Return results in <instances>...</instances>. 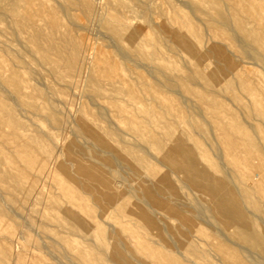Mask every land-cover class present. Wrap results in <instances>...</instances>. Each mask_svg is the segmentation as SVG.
<instances>
[{
	"label": "bare ground",
	"instance_id": "1",
	"mask_svg": "<svg viewBox=\"0 0 264 264\" xmlns=\"http://www.w3.org/2000/svg\"><path fill=\"white\" fill-rule=\"evenodd\" d=\"M138 1L145 8L152 4L162 14L166 10L167 0ZM55 2L67 23L47 0H0V20H5L13 40L22 47L15 49L4 41L0 46V56L6 59L0 61V215L10 221L13 213L22 216L23 201L27 202L34 188L25 175L40 176L53 155L54 135L43 131L30 115L51 122V128L63 122L53 105L57 99L50 96L53 88L49 90L35 79L38 71L33 66L69 85L81 70V51L92 49L95 59L86 77L90 100L73 121L72 138L78 144L63 141L51 172L46 174L50 187L43 199L49 209L41 213L38 232L50 239L48 244L51 241L48 253L78 249L82 264H189L192 261L182 257L179 246L191 255L195 246L178 232L179 245L172 243L164 220L154 216L159 210L165 218L173 213L163 199L170 196L179 209L184 204L193 208L190 216H179V211L173 215L182 218L194 234L210 238L197 222L206 210L228 234L257 249L264 259V232L254 228L253 219L260 218L264 208V77H241L237 66L240 55L254 58L264 73V17L256 14L264 0H180L181 6H169L171 23H156L157 28L149 24L150 17L143 24L135 23L140 13L122 1L107 0L96 11L92 0ZM71 6L87 16L94 11L110 46L105 42L90 47L83 40L85 34L71 33L69 25L78 18L70 12ZM172 53L183 61L182 69L170 59ZM173 93L181 99L177 101ZM157 96L167 100L160 106L144 100ZM105 104L116 113L115 127L99 122ZM254 119L257 123L251 121ZM30 127L36 131H29ZM215 128L220 135L215 134ZM122 135L130 136L132 142ZM149 149L159 157L157 162L166 161L174 168L166 172L150 164L145 158ZM110 156L116 167L119 161H127L137 177H146L136 188L139 196L122 187L118 168L105 163ZM249 168L256 176H250ZM179 171L183 178L176 183L171 173ZM70 205L76 213H71ZM122 215L147 235L156 230L155 245L143 240L153 261L142 253L121 256L110 245L103 225H109L105 220L112 218L114 232H122L126 229L119 219ZM73 237L92 242L91 261ZM218 248L232 253L221 245ZM37 260L29 264H47ZM233 263L243 264L240 258Z\"/></svg>",
	"mask_w": 264,
	"mask_h": 264
},
{
	"label": "rangeland",
	"instance_id": "2",
	"mask_svg": "<svg viewBox=\"0 0 264 264\" xmlns=\"http://www.w3.org/2000/svg\"><path fill=\"white\" fill-rule=\"evenodd\" d=\"M106 1L107 0H92V5L94 7V10L96 11V9H98L99 6L101 4H104ZM117 1H122L123 3H128V4L135 6L136 12L140 13L139 16L136 17V19L134 20V22L137 24H143L145 22V20L147 19V17H150L151 19H149V24L151 23V26L153 28H157L158 25L156 23H159V22L164 21V22H166L167 25L169 23H171V19L167 17V14H169L170 12L172 13V9L169 7L172 3H173L172 5L181 6L180 0H167V2H165L166 10L162 14L160 12V10L154 8V6L152 4L148 5L145 8L144 3L140 2L138 0H117ZM47 2L50 5H52V7L55 8V10L58 12L60 19L64 23L65 22L67 23V19L64 16V14L60 11V7L58 6V3L55 2V0H47ZM24 5L26 6V4H24ZM19 7L21 9H24L23 5H21ZM263 7L261 8V10L256 8V14H258L261 17H264V8ZM141 9H143V10H141ZM182 9L184 10V12H186V13L188 12L187 8H182ZM69 10H70V12L74 13V15L76 17H78L74 21V23H76V24L73 23V24L69 25L70 31L74 36L81 35V37H82L83 34H85L83 36V40H84L85 44H87L90 47H94L95 44H96V46H104V44H106V43L110 46V42L108 41V39L107 38L103 39L105 34L103 33L102 29L100 28V25H98V22L95 19V18H97V16L93 17L94 11H93V14L91 16H87L79 7L71 6ZM29 11L32 14L34 13V11L32 9H30ZM34 17L35 18L37 17L35 15V13H34ZM155 20H156V22H155ZM0 22H1L0 23V46H2L1 42L4 41L6 43H9V45H11V47H13L15 49H21L22 47H20V44L17 41L13 40V38L10 34V30L5 25V20H0ZM78 25H80V27H78ZM81 26H83V27H81ZM2 27H4L5 29L3 30ZM85 37L87 38L88 41L86 40ZM223 38H224L223 36L220 37V39H223ZM6 39L12 40V42L11 41L9 42ZM88 42H89V44H88ZM92 45H94V46H92ZM109 48L112 49L111 47H109ZM91 50L92 49H86V50L81 51V53H80L81 70L76 76H74V78H73L74 80H72L73 81L72 84H69V85H64L62 81H58V80L50 77L44 71L43 68L38 67V66H33L38 71L37 73H34L35 79H37V81L40 82L41 84L45 83L47 89L52 90V88H53L54 93L50 96H51V98L57 99L53 103V105H54V107L57 106L59 115L61 116L63 122L60 126H58L56 128H51L50 127L51 122L48 123V121L44 120L41 116L30 115L31 118L33 119V121H35L43 129V131H47L51 135H54L53 141H54L55 145L52 148V154L53 155H51L50 159H48V161L46 162L47 166L45 165L43 168L44 175H42L43 173H39V174H41L40 176H38V174H35L37 177L34 175V178L31 176L30 173H27L25 175L24 179L26 181H30V182L32 181L34 183V188L32 189L31 195L27 199V202L23 201L24 202L23 204H25L26 208L24 207L19 212L20 216L21 215L22 216L19 217V215H17V213H13L14 216L12 215L13 216L12 221H10V219H8L7 217L0 215V251L5 253V257H4L3 253L0 252V264H29L30 261L34 258H35V260H37L39 258L40 260L38 259L37 261L45 262L47 264H49V263H52V264H54V263L55 264H82L78 260V257H77L78 256V251H77L78 249L77 250L72 249L70 251L71 255L74 258L72 256H70V252L64 253V254L57 253V252H51L52 255L53 254L56 255V256L51 255L52 256L51 257L50 256L51 253H48V251H47L48 250L47 247L50 246L51 241H50V244H48L49 243L48 241L50 239H48L46 237L42 238L39 235V232H38L39 225L38 224H39V221L41 219V213L49 209L46 207L45 201L43 199L44 195L48 192L49 187H50L49 179H48L46 174L48 172H51V170L55 164V156H58V154H59V149H60L59 146H61L64 142H67L68 139L74 140L75 144H78V142L75 140V138L74 139L72 138L73 137V129H74L73 121H74V118L76 117V115L78 114L79 109L84 104V102L90 100L89 97H86L88 95V91L86 90L87 89V86H86L87 78L86 77H87L89 68L91 67V65L95 59L93 51H91ZM233 53H235L234 48H233ZM170 59L173 60V63L175 64V66L177 68L182 69L183 61L181 60V58L177 54L172 53ZM235 59H236V57H235ZM252 59H250V57L245 58V57H242L240 55V59L237 61V66L240 68V70H239L240 76L241 77H247L248 79H255L258 76V74H260L262 77H264V73L260 69V62L254 58H252ZM0 61L6 62V59L3 55L0 56ZM205 68H206V66L204 67V69ZM84 72L86 75L84 74ZM42 88L44 89V87H42ZM173 94L176 97L177 101H179L181 99V97L178 94H176V93H173ZM144 100L151 102V103L155 102L157 105L160 106L167 99L164 96H157V97L148 98V99L145 97ZM59 101H61L62 103ZM76 101H77V103H76ZM225 101L229 102L228 100H225ZM157 105L154 106V108L156 110L155 113L158 115L157 111H159V107ZM89 106H90V104H89ZM91 108L93 111L96 110V108L93 106ZM101 110L103 111V116H102L103 118L102 117H101L102 119L99 118V122L101 123V125L109 124V126L115 127V124H114V122L116 121L115 111L112 110L110 107H108L106 104H105V107ZM24 114L26 115V113H22V115H24ZM69 119L71 122L69 121V123H68L67 120H69ZM251 121L253 123H257L256 119L251 120ZM67 124H68V126H67ZM29 131L35 132L36 128L30 127ZM258 131H259V133L262 134L261 128H259ZM214 132H215V134L220 135V132L216 128L214 129ZM122 137L124 138V140L126 142H128V143L132 142V139L130 136L122 135ZM77 139L80 143L82 142V139L79 136H77ZM70 140H68V141H70ZM56 148H58V149H56ZM150 150L151 149H149V154L145 156L146 160L150 164L158 166L159 168L164 169L166 172H169V169L174 168L172 165L168 164L166 161H161V163L157 162V159H159V157H157V159H156L155 154L153 153V151H150ZM138 153H140V152H138ZM257 155H258V153H257ZM112 157L113 156L108 157L106 159L105 163L110 165V166L112 164V167L118 168V170L121 174L122 182H123L122 187H125L124 189H127V188L130 190L133 189L132 192H135L136 188L138 187L139 182L140 181H146V177H144V176L137 177L136 174L133 172V168L132 169L130 168V167H132V165L129 166L130 163L127 161H119L118 160L119 161L117 164L118 167H116L114 164L115 160H113ZM154 159H156V160H154ZM224 159H226V157ZM224 159H222V160L224 161ZM216 160L220 161L221 159L218 160V158H216ZM84 161L88 162L85 159H84ZM11 164L14 165L13 163H11ZM182 165H185V163H182ZM44 169H45V171H44ZM105 171H107V170L105 169ZM248 171L250 172V176H252V177L256 176L255 171L252 168H249ZM171 176L175 180L176 183H179V180L183 178V173L180 171L179 172H172ZM221 180H223V179H221ZM124 183L126 185H124ZM35 187H36V189H35ZM18 195H20V194H18ZM135 195L139 196V193L135 192ZM61 196H63L62 193H61ZM236 197H238V195H236ZM163 199H164L166 206L169 207V209L171 211H173V213L175 211H179V216H183V215L190 216V214L194 212L193 208L191 206H188V204H186V205L184 204V205L180 206V209H179V207L174 205L173 198L170 196H166V198H163ZM61 202H63V200H61ZM150 205H151V207L154 206V204H152V203ZM16 206H18V205H16ZM16 206H14V208ZM70 206L72 207L71 213L72 214H74V212L76 213L77 211L74 209L75 207L72 205H70ZM7 207H9L8 210L11 212L12 211V210H10L11 206H7ZM247 207H248V205H247ZM11 209H12V207H11ZM262 210L263 211L261 212V217L260 218H253V219L255 222L254 228L256 230H260V231L264 232V208ZM12 212H14V211H12ZM56 212L59 215L61 214V213H59V211H56ZM51 213H53V211ZM173 213L169 214L168 217L165 218L162 216V211L159 210L158 213L155 212L154 216L157 219H161L162 221L164 220L165 224L167 225L166 234H167L168 238H170L169 240L172 243L179 245V240H178L179 238L177 237V233H176V232H178V233H180V235L182 237H187L189 239L190 244L195 246V253H192V255L193 254L196 255L195 257H194V255L192 256L191 253L189 254V253H185L184 251H182V248L179 246V250L181 252L182 257L185 259H190L192 261V262H189V264H236L233 262H236L238 258L241 259L243 264H264V259L261 256L262 254H260V252L257 249L248 246L246 243H244V242L234 238L230 234H228L227 230L223 226L217 224L214 221V219L210 216V213L207 212L206 210H205V212H202V214L200 215V219H198L197 222L200 224V226L203 228V230L210 233V238H208L204 235H199L196 233L194 234V232L189 228L187 223L185 221H183L182 218H179V216L175 217L173 215ZM246 214L248 217H251V215L248 212ZM203 217H205V218H203ZM119 219L123 222L124 228H126L122 232H120V231L114 232V227L110 226V223H112V221H113L112 218H107L105 220L106 221L105 223H109V225H106V224L103 225L107 229L106 233H107L108 239L110 240L109 241L110 245L115 246L117 248V253H120L121 256H125L126 253H133V254L142 253V254L146 255V257L148 259H150V261H153L154 257L151 254H148L149 252L145 249V247L143 245V240L150 241V243L152 245H155V243H153V242L155 240H157V238L155 236L156 230L153 229L152 232L149 235H147V232L143 228H141V227L139 228V226L134 224L133 221H131L126 215L120 216ZM15 220H16V222H15ZM205 221H207V222H205ZM14 223H16V224H14ZM113 225L115 226V224H113ZM213 226L216 228H214ZM230 230H232V228H230ZM221 233H223V234H221ZM73 238L76 239V241H79L78 242L79 247L85 248L83 250L84 251L83 253L85 254L86 258L89 261H91L92 253H93V252H91L92 245H93L92 242L80 241L76 237H73ZM86 242H87V244H86ZM88 242H90L91 244ZM39 245H41L43 248L40 247ZM118 245H120V246H118ZM219 245H221L224 249L231 251L232 253H224L222 251V249L218 248ZM37 246H39V247H37ZM44 250H46V251L44 252ZM102 253H105V252H102ZM106 253H110V252H106ZM248 253H250V254H248ZM184 254H186V256ZM226 254H228L229 256H227ZM6 255L9 256L8 261H5V260H7ZM35 255H36V257H35ZM48 256H49V258H48ZM54 257H56L58 261L54 260V259H56ZM56 261H57V263H56Z\"/></svg>",
	"mask_w": 264,
	"mask_h": 264
}]
</instances>
